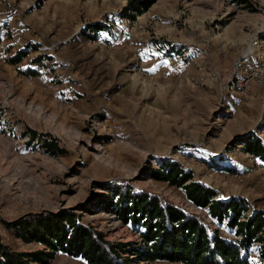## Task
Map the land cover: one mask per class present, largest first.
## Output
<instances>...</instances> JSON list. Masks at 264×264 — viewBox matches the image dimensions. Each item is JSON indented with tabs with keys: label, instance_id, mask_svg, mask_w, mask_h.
Listing matches in <instances>:
<instances>
[{
	"label": "rangeland",
	"instance_id": "1",
	"mask_svg": "<svg viewBox=\"0 0 264 264\" xmlns=\"http://www.w3.org/2000/svg\"><path fill=\"white\" fill-rule=\"evenodd\" d=\"M130 1L0 0V241L15 251L43 246L8 223L66 209L112 243L138 242L115 216L83 210L113 185L239 239L227 220L152 179L167 163L215 200L244 201V218L264 214V163L237 141L264 142V0H155L136 20L123 15ZM95 24L105 29L95 34ZM20 51L28 57L10 64ZM51 138L65 153L46 150ZM259 251L255 243L251 260L264 264ZM50 264L87 262L58 253Z\"/></svg>",
	"mask_w": 264,
	"mask_h": 264
},
{
	"label": "trees",
	"instance_id": "2",
	"mask_svg": "<svg viewBox=\"0 0 264 264\" xmlns=\"http://www.w3.org/2000/svg\"><path fill=\"white\" fill-rule=\"evenodd\" d=\"M154 3L155 0H131L123 15L136 20ZM90 29L97 34L105 27L95 24ZM28 55L29 51H20L8 61L18 65ZM35 137L36 134L31 139ZM237 141L247 154L264 163V142L257 135L249 134ZM44 146L52 154L65 153L55 138L44 142ZM150 175L155 181L182 189L187 199L196 207L207 209L216 223L223 224L227 220L226 226L236 229L239 239L224 238L219 230L211 232L197 216L159 197L135 193L131 186L113 185L106 189L103 186L109 196H93L83 210L115 216L139 234L138 242L108 241L104 233L81 223L78 210L30 214L6 227L16 238L38 243L43 249L18 252L0 241V264H50L58 253L81 258L87 264H255L251 260L255 243L259 244V257L264 261L263 213L244 218L249 211L244 201L215 200L214 191L194 182L193 174L176 163L163 164L160 170H152Z\"/></svg>",
	"mask_w": 264,
	"mask_h": 264
},
{
	"label": "built area",
	"instance_id": "3",
	"mask_svg": "<svg viewBox=\"0 0 264 264\" xmlns=\"http://www.w3.org/2000/svg\"><path fill=\"white\" fill-rule=\"evenodd\" d=\"M251 43H252V46L256 47V48H259L262 46V40H261L260 36L253 37L251 40Z\"/></svg>",
	"mask_w": 264,
	"mask_h": 264
}]
</instances>
